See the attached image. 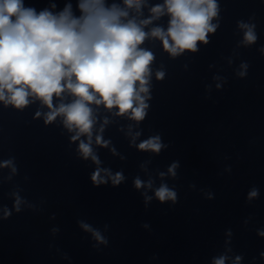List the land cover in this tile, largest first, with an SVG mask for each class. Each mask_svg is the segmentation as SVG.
<instances>
[{
    "label": "clouds",
    "instance_id": "9594fccd",
    "mask_svg": "<svg viewBox=\"0 0 264 264\" xmlns=\"http://www.w3.org/2000/svg\"><path fill=\"white\" fill-rule=\"evenodd\" d=\"M143 3L144 0H123L121 8L116 4L107 5L105 0H80L81 15L75 17L71 5L56 15L48 10L37 14L33 7H25L24 0H0V102L5 107L23 109L29 104V97L40 100L49 109L45 123L63 117L64 126L75 132L74 141L87 137V143L83 140L79 143L81 156L99 164L91 147L95 117L90 105L115 108L116 115L128 116L136 122L143 121L147 115L150 65L154 56L140 45L149 37L156 38L166 52L176 57L185 51L196 52L198 42L208 44V35L218 27L212 23L219 14L217 0H164L163 5L150 9V18L139 21L129 18L128 10L139 13ZM165 13L170 17L167 31L160 27L150 32L144 30ZM239 27L244 32L243 43L255 44V25L240 22ZM241 68L244 70L239 75L243 77L247 64ZM156 78L162 80L164 72H157ZM64 93L74 99L54 107L53 97L61 98ZM96 143L108 146L101 135L96 136ZM137 147L140 151L158 154L165 145L157 135ZM11 165L9 160L0 167ZM176 167L173 163L169 168L173 176ZM12 171H16L15 167ZM91 180L94 185L106 183L99 168L92 173ZM111 180L118 185L123 176L116 173ZM134 183L137 189L144 186L139 178ZM155 196L160 202L177 200L176 192L165 185L156 190ZM257 196V189L248 193L249 200ZM20 203L17 197L14 204L17 212ZM10 214L6 210L5 218ZM81 226L91 231L98 243H106L98 231L87 224ZM258 235L264 237V230H258ZM260 255L264 258V252ZM225 259H216L214 264H225ZM241 260L237 256L234 264H240Z\"/></svg>",
    "mask_w": 264,
    "mask_h": 264
}]
</instances>
